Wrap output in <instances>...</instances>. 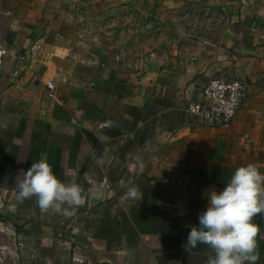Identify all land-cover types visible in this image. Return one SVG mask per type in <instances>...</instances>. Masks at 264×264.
Returning a JSON list of instances; mask_svg holds the SVG:
<instances>
[{"label": "crops", "instance_id": "1", "mask_svg": "<svg viewBox=\"0 0 264 264\" xmlns=\"http://www.w3.org/2000/svg\"><path fill=\"white\" fill-rule=\"evenodd\" d=\"M0 33L18 53L0 68L2 185L17 188L43 157L86 196L65 216L1 194L22 209L0 212V264H207L209 246L187 247V236L208 197L240 166L264 173V8L0 0ZM221 73L248 83L233 123L192 121L188 104ZM132 186L140 198L124 199ZM253 222L264 264V214Z\"/></svg>", "mask_w": 264, "mask_h": 264}, {"label": "clouds", "instance_id": "2", "mask_svg": "<svg viewBox=\"0 0 264 264\" xmlns=\"http://www.w3.org/2000/svg\"><path fill=\"white\" fill-rule=\"evenodd\" d=\"M4 51L0 50V56ZM141 169L143 165H140ZM262 166L248 163L235 169L226 187L208 197L209 204L199 219V227L192 226L187 236V247L198 244L209 246L207 264H256L260 255L257 237L260 226L254 223L258 214H264V173ZM17 200L36 198L42 213L50 210L71 216L85 203L80 185L65 184L54 174L43 157L23 173L17 185ZM138 187H129L124 199H138Z\"/></svg>", "mask_w": 264, "mask_h": 264}, {"label": "built area", "instance_id": "3", "mask_svg": "<svg viewBox=\"0 0 264 264\" xmlns=\"http://www.w3.org/2000/svg\"><path fill=\"white\" fill-rule=\"evenodd\" d=\"M0 50L4 51V55L0 56V68L5 66L8 58L18 57V53L9 46L1 33ZM45 85L49 94L53 96L55 94L54 82L48 80ZM247 91L248 83L239 74L221 73L203 87V99L188 104L187 111L192 121L228 128L240 110Z\"/></svg>", "mask_w": 264, "mask_h": 264}, {"label": "rangeland", "instance_id": "4", "mask_svg": "<svg viewBox=\"0 0 264 264\" xmlns=\"http://www.w3.org/2000/svg\"><path fill=\"white\" fill-rule=\"evenodd\" d=\"M239 1L240 3H242L243 5H249L251 6V4L256 3V4H260L261 7L264 8V0H236ZM69 158V161L67 160ZM51 159H52V163H59L61 159L66 160L67 162L71 163L74 162L76 158H74V156H67V154H52L51 155ZM7 173V172H5ZM60 172L58 171H54V174L56 175V177H58ZM3 172H0V175H2ZM4 180L0 179V195H9L10 197L13 196V194L17 195V188H12L11 186H3L2 182ZM14 189V190H12ZM17 203H12L11 201L9 202H4V203H0V212H5L6 214H3L5 216V220L6 221L9 217H10V212L11 211H16V210H21L22 208L17 206ZM26 207V204H25ZM27 209V208H26ZM31 210H33V207L31 208ZM2 214V213H1ZM1 225V224H0Z\"/></svg>", "mask_w": 264, "mask_h": 264}]
</instances>
